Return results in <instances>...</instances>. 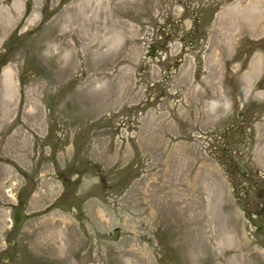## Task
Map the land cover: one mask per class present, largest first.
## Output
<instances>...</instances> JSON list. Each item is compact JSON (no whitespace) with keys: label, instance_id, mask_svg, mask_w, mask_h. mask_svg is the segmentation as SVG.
Masks as SVG:
<instances>
[{"label":"rangeland","instance_id":"rangeland-1","mask_svg":"<svg viewBox=\"0 0 264 264\" xmlns=\"http://www.w3.org/2000/svg\"><path fill=\"white\" fill-rule=\"evenodd\" d=\"M2 251L264 264V0H0Z\"/></svg>","mask_w":264,"mask_h":264},{"label":"water","instance_id":"water-1","mask_svg":"<svg viewBox=\"0 0 264 264\" xmlns=\"http://www.w3.org/2000/svg\"><path fill=\"white\" fill-rule=\"evenodd\" d=\"M244 139V133L241 130H233L231 133V140L233 142L239 143ZM22 193L18 194V202H17V208L13 212V228H17L21 226L25 220V211L24 208L26 206V201L22 198ZM14 239L13 238H7L6 244L13 245ZM0 258L4 262H9L10 257L5 251H2L0 254Z\"/></svg>","mask_w":264,"mask_h":264},{"label":"bare ground","instance_id":"bare-ground-1","mask_svg":"<svg viewBox=\"0 0 264 264\" xmlns=\"http://www.w3.org/2000/svg\"><path fill=\"white\" fill-rule=\"evenodd\" d=\"M4 76L7 77V73H4Z\"/></svg>","mask_w":264,"mask_h":264},{"label":"flooded vegetation","instance_id":"flooded-vegetation-1","mask_svg":"<svg viewBox=\"0 0 264 264\" xmlns=\"http://www.w3.org/2000/svg\"><path fill=\"white\" fill-rule=\"evenodd\" d=\"M7 253V252H6ZM0 254H1V252H0ZM9 256V255H8ZM1 259V258H0Z\"/></svg>","mask_w":264,"mask_h":264}]
</instances>
